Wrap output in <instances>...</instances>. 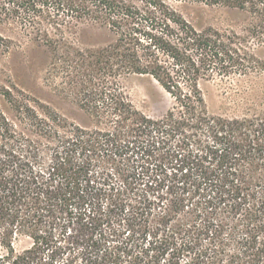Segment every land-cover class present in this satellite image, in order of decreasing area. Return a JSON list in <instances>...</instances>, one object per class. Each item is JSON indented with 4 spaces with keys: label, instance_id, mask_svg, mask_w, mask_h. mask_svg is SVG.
<instances>
[{
    "label": "trees",
    "instance_id": "obj_1",
    "mask_svg": "<svg viewBox=\"0 0 264 264\" xmlns=\"http://www.w3.org/2000/svg\"><path fill=\"white\" fill-rule=\"evenodd\" d=\"M192 1L257 21L239 35L197 29L165 0L3 4L55 58L80 61L81 105L104 124L4 90L14 118L0 110V264H264V108L213 113L200 87L264 67L249 46L264 40V0ZM83 17L114 42L68 52L66 23ZM131 73L171 97L162 115L123 94L117 80Z\"/></svg>",
    "mask_w": 264,
    "mask_h": 264
},
{
    "label": "rangeland",
    "instance_id": "obj_2",
    "mask_svg": "<svg viewBox=\"0 0 264 264\" xmlns=\"http://www.w3.org/2000/svg\"><path fill=\"white\" fill-rule=\"evenodd\" d=\"M165 1L197 29L210 26L242 35L257 21L246 11L223 5L192 0ZM7 2L0 0V110L14 118L9 103L2 96L4 90H10L47 104L82 126H103L104 122H96L81 105V99L82 102L85 99L83 92H79L80 61L65 55L55 58V52L36 28L6 10L3 4ZM131 2L141 8L146 4L145 0ZM132 26L137 34V24ZM64 32L73 45L67 48L68 52L76 48L98 49L115 39L105 23L91 17L68 20ZM249 46L255 56L264 61V40L253 41ZM98 76L95 75L93 80L99 81ZM117 85L135 109L150 117H159L171 104L168 93L148 74H126L118 78ZM200 87L208 109L213 113L241 115L264 108V67L202 80Z\"/></svg>",
    "mask_w": 264,
    "mask_h": 264
}]
</instances>
